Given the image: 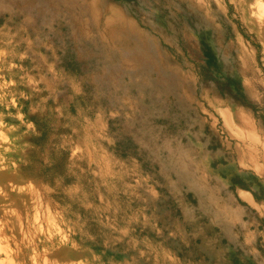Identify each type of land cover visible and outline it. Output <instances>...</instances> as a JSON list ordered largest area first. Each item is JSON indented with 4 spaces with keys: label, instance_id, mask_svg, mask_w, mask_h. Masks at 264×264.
<instances>
[{
    "label": "rangeland",
    "instance_id": "374dc122",
    "mask_svg": "<svg viewBox=\"0 0 264 264\" xmlns=\"http://www.w3.org/2000/svg\"><path fill=\"white\" fill-rule=\"evenodd\" d=\"M220 154L264 200V0H0V264H250Z\"/></svg>",
    "mask_w": 264,
    "mask_h": 264
},
{
    "label": "crops",
    "instance_id": "0c3cea01",
    "mask_svg": "<svg viewBox=\"0 0 264 264\" xmlns=\"http://www.w3.org/2000/svg\"><path fill=\"white\" fill-rule=\"evenodd\" d=\"M195 130L193 129V132H196ZM199 132H201L198 134L202 137V143H204L202 148H204L203 151L206 152L207 156H211L212 152H217L218 146H220V143L217 144L218 140H221V144H223L222 134L217 129L212 130L210 128H205ZM209 135L211 137L207 138ZM190 136H193V134L190 133ZM189 141H192V138H189ZM218 157L217 162H208L206 172L210 175L205 174V177L211 179L212 177H217V173L220 171L223 172L224 176H226L223 188L227 193V200L230 202V206H226L224 212L220 214L222 219L220 217L215 219L216 226L222 231L226 227H230V232L236 241L235 245L242 250L244 257L250 258L247 252H251L253 255V260H251L250 264H264V257L258 251L252 252L249 250V248L254 247V242L257 238H260V236L264 238V232H261V229L264 230V200L255 196L257 189L255 190L252 187L253 183L257 185L260 181L256 176H249L248 173L250 172L248 171L232 169L225 155L220 154ZM251 170L254 171L252 167ZM260 170L261 173L257 172L255 174L262 177V182L264 183V165H261ZM242 183L245 187L241 185ZM242 260L240 263L245 264Z\"/></svg>",
    "mask_w": 264,
    "mask_h": 264
},
{
    "label": "trees",
    "instance_id": "16d2710c",
    "mask_svg": "<svg viewBox=\"0 0 264 264\" xmlns=\"http://www.w3.org/2000/svg\"><path fill=\"white\" fill-rule=\"evenodd\" d=\"M202 44H203L202 45L203 52H204V54L206 56V60H207V62H206V68L204 69V74H205L204 75V78L205 79H208V80L215 81L219 85L223 84L221 86H224V87L223 88L221 87V89L219 91H220L221 94H225L224 93L225 87L227 88V85L229 87H231V83L229 82V83H227V85H224V83L218 82V78L215 75H213V73H212L213 71L211 70V68H214V67L217 66V59H216L215 55L212 52V48L209 45H206L205 43H202ZM232 83H233V81H232ZM241 185L243 187H245V185L243 183ZM234 260H235V263L234 264H241L237 259H234Z\"/></svg>",
    "mask_w": 264,
    "mask_h": 264
},
{
    "label": "bare ground",
    "instance_id": "6f19581e",
    "mask_svg": "<svg viewBox=\"0 0 264 264\" xmlns=\"http://www.w3.org/2000/svg\"><path fill=\"white\" fill-rule=\"evenodd\" d=\"M258 21V20H257ZM260 211V210H259Z\"/></svg>",
    "mask_w": 264,
    "mask_h": 264
}]
</instances>
